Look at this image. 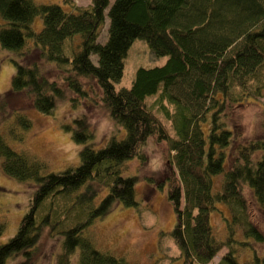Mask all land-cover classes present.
<instances>
[{"label":"trees","instance_id":"obj_1","mask_svg":"<svg viewBox=\"0 0 264 264\" xmlns=\"http://www.w3.org/2000/svg\"><path fill=\"white\" fill-rule=\"evenodd\" d=\"M66 3L69 9L58 3L0 0V45L13 53L9 90L25 93L39 111L52 112L63 88L42 71L38 59L54 64L76 96L86 94L83 79L93 80L100 103L125 132L120 138L113 132L96 146L86 116L73 119V126L65 128L79 146V162L58 171H46L42 159L15 149L0 132L3 172L35 184L16 232L0 243V264L20 255V264H30L42 226L63 236L54 264H68L77 246L78 264H137L96 248L81 232L116 202L136 203L135 177L122 175L120 169L127 159L141 156L139 149L150 136L165 141L168 161L176 170L167 195L176 217L170 234L182 264H208L222 248L217 264H264V254L251 241L236 238L241 231L246 238L264 241L249 218L244 195L247 187L264 208V139L232 149L234 133L227 123L234 104L263 94L264 0H91L85 7ZM106 8L107 36L99 42ZM38 15L42 24L35 31L31 23ZM135 38L166 60L137 67L131 84L115 89L113 82L120 78ZM70 42L68 53L65 45ZM31 49L37 59L27 61ZM150 96L156 99L148 105ZM152 108H159L170 122L172 136ZM16 117L23 129L29 127L24 114ZM217 202L226 203L230 212L223 239L215 236L210 223ZM3 226L0 222V234ZM236 242L252 248L249 259L237 258Z\"/></svg>","mask_w":264,"mask_h":264},{"label":"rangeland","instance_id":"obj_2","mask_svg":"<svg viewBox=\"0 0 264 264\" xmlns=\"http://www.w3.org/2000/svg\"><path fill=\"white\" fill-rule=\"evenodd\" d=\"M33 1L58 3L69 9L66 0ZM90 1L69 0L82 7L88 6ZM112 1L109 0V3ZM106 12L107 8L104 10V23L97 39L99 42L105 41L107 36ZM41 24L42 20L39 15L31 23L35 31L40 29ZM75 39L77 40L78 37L76 36ZM65 46L70 53L73 47L71 42L66 43ZM34 51L31 49L25 60L37 59ZM12 56L13 53L10 50L0 45V108L4 106L3 111L0 110V132L15 149H24L42 159L46 163V171L63 170L78 164L79 146L72 140L71 133L65 126H73V119L81 115H85L88 120L96 146L102 145L113 132L117 138L124 135L123 127L115 124L100 103L101 92L94 81L83 79L86 94L76 96L63 83V73L57 70L54 64L38 59L42 71L63 88V94L56 98L52 112L43 113L34 108L31 99L25 93L11 92L9 90L10 79L14 72L13 62L10 60ZM90 58L96 63L95 54H91ZM165 60L166 56H155L143 39H133L123 58L122 74L118 80L113 82L115 89L128 87L137 67L161 65ZM155 99V96L148 97L147 104L150 105ZM166 107L169 111L173 109L168 103ZM152 110L161 120L168 134L172 136L170 122L159 112V108H152ZM16 112L25 115L30 122L29 127L23 129L16 117ZM229 112L227 123L234 133L232 149L249 140L264 139V89L262 96L246 98L243 104H234ZM17 134L22 135L20 140ZM139 150L141 156L136 155L127 159L120 169L122 175L135 177L134 200L136 203L125 205L116 202L108 213L94 218L85 226L81 234L89 237L96 248L120 255L127 261L137 264H182V256L170 234L176 217L167 195L169 178L172 175L176 176V170L168 161L165 141H156L153 136H150ZM34 187L35 184L31 180L20 182L4 173L0 166V222L4 225L0 234V243L5 242L16 232L21 216L28 210ZM104 192L105 189L95 201H98ZM244 195L248 202L247 211L250 220L264 234V208L255 202L247 187L244 188ZM229 218V206L226 203L217 202L216 208L210 214V223L213 233L220 239L227 235ZM236 238L251 241L258 254H264V241L260 243L246 238L241 231ZM62 239L61 234L50 233L48 226H42L38 249L30 264H54L61 252ZM234 245L238 248L235 252L240 261L250 258L253 252L250 246L241 247L238 242ZM224 250L225 248H222L208 264H217ZM78 253L79 247L77 246L70 254L68 264H78ZM22 259V255L10 256L3 264H20Z\"/></svg>","mask_w":264,"mask_h":264}]
</instances>
